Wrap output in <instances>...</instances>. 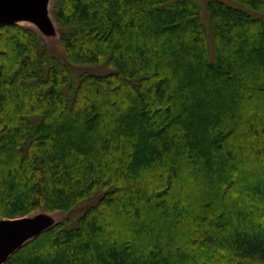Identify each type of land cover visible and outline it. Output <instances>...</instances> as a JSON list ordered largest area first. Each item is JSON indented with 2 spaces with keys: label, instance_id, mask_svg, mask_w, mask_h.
I'll return each instance as SVG.
<instances>
[{
  "label": "trees",
  "instance_id": "1",
  "mask_svg": "<svg viewBox=\"0 0 264 264\" xmlns=\"http://www.w3.org/2000/svg\"><path fill=\"white\" fill-rule=\"evenodd\" d=\"M234 1L55 0L65 57L0 24V219L64 214L5 264H264V0Z\"/></svg>",
  "mask_w": 264,
  "mask_h": 264
},
{
  "label": "water",
  "instance_id": "2",
  "mask_svg": "<svg viewBox=\"0 0 264 264\" xmlns=\"http://www.w3.org/2000/svg\"><path fill=\"white\" fill-rule=\"evenodd\" d=\"M49 0H0V24L17 23L19 19L34 21L43 29H48L47 8ZM47 217L21 216L0 219V264L33 237L48 229Z\"/></svg>",
  "mask_w": 264,
  "mask_h": 264
},
{
  "label": "rangeland",
  "instance_id": "3",
  "mask_svg": "<svg viewBox=\"0 0 264 264\" xmlns=\"http://www.w3.org/2000/svg\"><path fill=\"white\" fill-rule=\"evenodd\" d=\"M55 0H49L48 3V8H47V22L49 25L48 29H43L40 27L37 23L34 21H30L28 19H19L17 20L18 24L29 26L34 28L36 31H38L43 38L47 41L49 46L51 47L52 51L56 53L58 56L65 57V52L64 49L61 46V43L59 41V28L58 25L53 17L52 13V6L54 4ZM201 4V20L204 23V25H208V16H207V11H206V6L205 3L207 0H197ZM226 2L227 4L234 5V6H239L243 7L242 4H240L237 1L234 0H222ZM81 70H90V71H105L103 67H85V66H80L74 68V75L78 74ZM75 75V76H76ZM28 217H47L50 220V223H56L64 218V214L60 211H47L45 209H38L34 211L33 213H30L26 215Z\"/></svg>",
  "mask_w": 264,
  "mask_h": 264
}]
</instances>
